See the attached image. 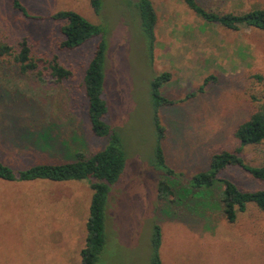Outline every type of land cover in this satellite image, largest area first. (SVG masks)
Returning <instances> with one entry per match:
<instances>
[{
  "label": "rangeland",
  "instance_id": "obj_1",
  "mask_svg": "<svg viewBox=\"0 0 264 264\" xmlns=\"http://www.w3.org/2000/svg\"><path fill=\"white\" fill-rule=\"evenodd\" d=\"M13 1L0 0V41L19 51L26 40L33 57L42 60L41 68L57 57L73 72L59 82L46 69L41 81L33 72L22 73L13 55L0 57V161L15 171L73 161L78 149L92 155L108 145L88 119L83 81L98 39L62 49L66 21L53 16L60 10L76 11L108 36L106 122L121 137L127 165L109 194L107 239L98 264H151L157 224L163 228L164 264H264V211L251 205L228 222L219 184L211 197H158V182L168 175L155 164L158 143L151 94L153 78L170 72L162 93L172 104L159 110L166 133L162 147L169 165L188 180L208 168L214 152L234 150L237 127L253 113L255 98L263 100L264 31L207 22L184 0H151L158 16L151 41L137 0H103L99 14L90 0H19L28 16L15 9ZM196 1L216 12L264 7V0ZM209 76L215 78L205 85ZM192 92L197 93L188 97ZM46 124L54 128L50 137L41 136ZM242 154L259 164L264 144L247 147ZM220 176L243 190L264 187L239 167H228ZM92 193L87 180L0 178V242L15 246L19 264H81Z\"/></svg>",
  "mask_w": 264,
  "mask_h": 264
},
{
  "label": "trees",
  "instance_id": "obj_2",
  "mask_svg": "<svg viewBox=\"0 0 264 264\" xmlns=\"http://www.w3.org/2000/svg\"><path fill=\"white\" fill-rule=\"evenodd\" d=\"M187 5L207 22H213L225 28L238 30L243 25L258 28L264 31V7L253 8L242 13L216 12L201 6L196 0H184ZM95 13L102 11L103 0H90ZM139 15L143 26L151 41H155L157 11L151 0H137ZM14 8L28 16L26 7L19 0L13 1ZM54 19L65 20L61 31L65 37L60 47L62 49H76L92 39H98L94 54L90 59L84 74L85 94L88 102L87 115L95 134L109 140L108 145L87 155L77 150L75 160L62 163H38L27 169L15 171L9 165L0 161V178L7 181H35L45 180L53 182L87 180L93 191L89 217L86 223V244L82 248L81 264H98L100 254L105 248L107 233V205L112 186L121 178L126 165L127 153L120 135L107 122L109 111L107 100L104 97L106 82V58L109 48L108 36L105 29L91 22L82 14L73 10H60L54 14ZM154 46H152L153 48ZM14 56V64L22 73L33 72L39 80L45 81V71L57 81L70 79L73 72L62 65L55 57L41 68V59L33 57L31 47L26 40L21 43L19 51L6 42L0 41V57ZM172 74L163 72L156 75L151 82V94L155 106V125L157 128V148L155 164L163 168L167 177L159 180L157 193L160 199L179 200L190 196L205 198L211 194L214 186L219 184L221 192V205L228 222H235L241 212H245L253 205L264 211V187L256 190H243L235 181L220 174L228 167H239L247 172L253 179L264 183V157L259 164H252L242 154L250 146L258 147L264 144V98H255L256 106L246 121L242 122L235 131L237 145L234 150H222L211 155L206 170L199 171L188 180L184 174L177 172L167 162L162 147L165 138V126L160 121L159 110L163 105L172 104V101L162 93V87L170 81ZM215 76L205 79V85ZM202 85L199 91H203ZM192 92L188 97L194 96ZM54 128L46 124L41 130V136L50 137ZM48 137L44 139L48 140ZM187 180V181H186ZM186 181V182H183ZM187 184V185H185ZM182 189V190H180ZM208 197H211L208 196ZM182 203V202H181ZM187 203V202H186ZM207 205V204H205ZM193 208V204H187ZM163 243V228L159 224L154 226L151 238V264H164L161 254Z\"/></svg>",
  "mask_w": 264,
  "mask_h": 264
},
{
  "label": "crops",
  "instance_id": "obj_3",
  "mask_svg": "<svg viewBox=\"0 0 264 264\" xmlns=\"http://www.w3.org/2000/svg\"><path fill=\"white\" fill-rule=\"evenodd\" d=\"M14 247V245L0 242V264H19L15 261L17 255L14 253Z\"/></svg>",
  "mask_w": 264,
  "mask_h": 264
}]
</instances>
